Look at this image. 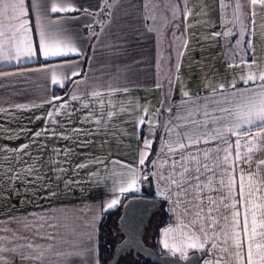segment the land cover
<instances>
[{
    "label": "crops",
    "instance_id": "obj_1",
    "mask_svg": "<svg viewBox=\"0 0 264 264\" xmlns=\"http://www.w3.org/2000/svg\"><path fill=\"white\" fill-rule=\"evenodd\" d=\"M70 2L77 10L53 13L52 3L59 7L60 0H42L40 16L50 44L67 42L76 51L43 56L37 14L32 0H26L30 31L23 39L31 41L35 54L19 60L0 55V74L12 73L0 75V248L15 249L0 251V264H101L100 225L105 214L121 206L129 194L160 196L163 191L152 173L167 174L171 162L180 159L168 152L166 142L175 141L177 132L200 135L230 127L241 113L239 93L264 83L246 84L241 79L264 70V6L259 3L244 2L247 13L238 24L236 0H177L185 6V34L176 33L170 46L165 42L160 49L161 32L150 27L145 0ZM53 71L57 83L52 82ZM74 71L79 74L72 76ZM94 91L101 95L93 97ZM37 131L40 136L34 135ZM225 136L231 143L236 140L230 132ZM145 139L152 141L148 154L154 150L156 162L147 180L145 165L139 164ZM205 139L185 152L202 155L226 146ZM252 155L254 160L264 158V151ZM247 167L240 163V168ZM130 168L136 170V187L143 193L119 191ZM233 176L241 227L246 211L250 230L255 217L254 252L264 253V248L255 249V244L264 245V187L254 192L248 205L247 196L240 195L239 169ZM226 192L201 194L216 199L219 209L212 213L214 222L206 224L209 239L233 219L232 207L224 206L232 202L221 199ZM160 197L168 201L171 220L158 230L157 244L162 253L180 257L162 241L180 247L198 227L192 224L195 209L184 203L192 196ZM113 199L118 203L108 208ZM204 205L207 208V200ZM241 237L246 256L247 238L243 232ZM193 253L206 255L202 264H213V258L236 264L221 250L187 249V258ZM22 254L35 258L21 259ZM254 259L264 264L258 255Z\"/></svg>",
    "mask_w": 264,
    "mask_h": 264
},
{
    "label": "snow or ice",
    "instance_id": "obj_2",
    "mask_svg": "<svg viewBox=\"0 0 264 264\" xmlns=\"http://www.w3.org/2000/svg\"><path fill=\"white\" fill-rule=\"evenodd\" d=\"M254 6L257 3L264 6V0H250ZM42 0H32L31 7L37 14L38 29L40 35V51L47 59L49 57L65 56L69 52L76 51L67 42L50 44V33L47 26L43 23V19L40 16ZM107 3V0H105ZM77 9L73 8L70 0H60V6L56 3H52L50 11L56 12H71ZM86 11V10H85ZM28 7H26V0H0V55H4L5 58H13L19 60L21 56L34 55L33 47L30 40L23 39L27 37L30 29L28 28L29 21L27 19ZM254 23V21H253ZM249 49H252L251 41L248 44ZM67 49V51L65 50ZM254 52V49H252ZM255 64V60L252 61ZM78 72H72V76L78 75ZM0 75H12V73H2ZM244 83L259 80L264 82V70H261L257 75L254 72H250L246 76H241ZM52 82L57 83V76L55 71L52 74ZM235 85L233 84V87ZM223 87V85H221ZM93 97L100 96L99 92H92ZM187 95V93H185ZM235 95V94H234ZM243 103L240 105L241 113L238 115L237 122L233 123L230 127L225 129H214L200 135L189 132H177V139L173 142L167 143L166 147L169 153L179 154V160H173L170 165V171L164 174L163 171L152 173L157 180V187L163 188V191L158 194L167 198L168 193H172L176 196H192V201L184 202L186 205H191V208L195 209L191 214L194 216L192 224L198 225L187 238L186 242L180 247H170L167 241H162L165 248L176 254L179 252L180 258L186 259L187 249H197L204 251L209 244V232L206 224L208 221L214 222L213 212L218 211L216 207L217 200L210 195L202 196V193L211 191L227 190L226 194L221 196L222 200L231 201V205L225 204V207L231 206L233 209V219L229 224L232 229V234L223 233L224 235V247L220 250L228 253L230 257L235 259L236 264H256L254 255L260 256V259L264 261V253L256 251L254 252V241L256 233V220L253 217L251 230L249 228L247 211L243 218V227H241V221L239 211L235 209L234 201V188L237 183V177L233 176V172L239 169V185L240 195L243 198L247 196L246 204L251 205V196L256 191H260L264 187V158L254 160L253 155L255 152L264 151V83L257 85V89H246L240 92ZM60 99L59 97H54ZM101 106L103 101L100 102ZM222 111L228 112V109H222ZM207 114V113H206ZM231 114V113H230ZM52 113H49L51 116ZM109 116L112 113H108ZM99 122V121H97ZM144 123L143 119L140 121ZM200 127V125H197ZM225 132H230L232 136L236 137L234 143L229 142L225 136ZM35 136H40L41 131L34 133ZM207 136L204 140L208 143L212 139L220 140L225 147L219 145L215 149L205 150L202 155L193 154L192 152H185V149L190 148L193 144H199L201 139ZM152 141L145 139L144 151L140 154L139 164L144 165L148 156V150L151 148ZM241 148L246 151H241ZM233 149H235V156H233ZM164 149H161L163 153ZM223 153V155H221ZM166 162V161H165ZM247 165V169L240 168V163ZM155 164L156 162L153 161ZM83 166V165H81ZM162 166V165H161ZM130 167V166H126ZM253 168L255 169L253 171ZM136 170L130 168L129 178L125 184H121L119 191L121 193L128 191H139L136 187L138 177L135 174ZM203 177V179H202ZM144 180L148 179V176L143 177ZM245 183H247L249 191L245 193ZM178 190V191H177ZM264 195V193H262ZM207 200V208H205L204 201ZM193 201L195 203H193ZM183 201H177L181 203ZM118 203L117 199L111 200L107 207L112 208ZM186 214L187 211H186ZM227 220V217H223ZM204 221L205 223H200ZM50 227H53L50 225ZM261 228L264 229V214L261 217ZM168 230H165L167 232ZM243 232L244 237L247 238V254H244L245 240L241 237ZM264 235V232L261 233ZM213 236L217 239L220 238L219 234L213 232ZM51 238V237H49ZM31 247V245H28ZM211 248H217L216 243L211 244ZM264 245L255 244V249H262ZM15 251V249L0 248V251ZM35 257H25L21 255V259H28ZM0 259H3L0 257ZM208 264V261H205ZM213 264H222V258H213ZM223 264H232L231 260H223Z\"/></svg>",
    "mask_w": 264,
    "mask_h": 264
},
{
    "label": "water",
    "instance_id": "obj_3",
    "mask_svg": "<svg viewBox=\"0 0 264 264\" xmlns=\"http://www.w3.org/2000/svg\"><path fill=\"white\" fill-rule=\"evenodd\" d=\"M163 201L154 196H129L117 219L121 239L116 244L111 260L107 264H119L128 255L144 257L154 264H202L204 255L191 254L186 259L170 254H161L146 242L153 219L162 212Z\"/></svg>",
    "mask_w": 264,
    "mask_h": 264
},
{
    "label": "rangeland",
    "instance_id": "obj_4",
    "mask_svg": "<svg viewBox=\"0 0 264 264\" xmlns=\"http://www.w3.org/2000/svg\"><path fill=\"white\" fill-rule=\"evenodd\" d=\"M236 1H237L238 24H240L242 20L244 19L243 16L247 13V8H248V7L247 8L244 7L243 3L250 2V0H243V3L240 0L239 1L236 0ZM145 5H146V14L148 16L150 27L153 28L156 31V33H157V30H158V33L161 32V35L159 36V40H161L160 49L164 48V46H167L166 45L167 43L165 42H168V45L170 46V44L173 41L172 38L173 36H175L176 33H179L180 36L181 35L184 36L185 34V27H184V21H183L184 19L181 16H183V14L186 11H185V6L183 4L178 3L177 0H145ZM153 6H155L154 11L156 15L152 13ZM158 25H160L161 28H158ZM150 153L148 154L147 158L150 156ZM144 165H146V163ZM145 175H147L148 177L150 176L149 173H145L144 176ZM143 192L144 191L141 188L140 191L136 194H140ZM152 196L159 198V199L162 198L160 197L161 195L160 196L156 195V192H153ZM164 201L166 202V206H168V201L166 199H164ZM157 222H158L157 217H155L152 227L149 229L147 238H146L149 243H150V238H152L153 233H154L153 232L154 225ZM224 226L225 227L216 228L215 233L219 234L220 238L217 239L215 236H213L212 238L209 239V244L206 246V249H205L207 252L214 253V251L215 252L219 251L221 249V241L224 240L223 233L225 232L228 234L232 233V229L229 227L228 223L225 224ZM212 243H216L217 248L215 249L211 248Z\"/></svg>",
    "mask_w": 264,
    "mask_h": 264
},
{
    "label": "trees",
    "instance_id": "obj_5",
    "mask_svg": "<svg viewBox=\"0 0 264 264\" xmlns=\"http://www.w3.org/2000/svg\"><path fill=\"white\" fill-rule=\"evenodd\" d=\"M154 150L151 151L150 156L147 158V162L146 165L144 166V168L142 169V173L143 175L145 173H151V166H152V159L154 158ZM135 194H129L127 197L129 196H133ZM137 196V195H135ZM143 196H147V195H143ZM126 199V200H127ZM125 200V201H126ZM125 201L121 204V206H119L117 209L112 210V211H108L103 220L101 221V225H100V260H101V264H107L112 257V254L114 252V249L116 247V244L118 243V241L121 239V236L118 234V229H117V219L119 218L121 212H122V206L125 203ZM162 212L159 214V216L157 217L158 222L155 223L154 228V235L152 236V238H150V243L147 241L146 242L148 244H150L151 246L155 247L161 254H164L160 251L159 249V245L157 244L158 241V236H159V232L158 230H160L162 227H164L167 223H169L170 219V212H169V208L168 206H166V202L163 201V207H162ZM154 222V219H153ZM147 238V236H146ZM206 256V255H204ZM119 264H154L152 262H150L149 260L145 259L144 257H134L132 254L123 257Z\"/></svg>",
    "mask_w": 264,
    "mask_h": 264
}]
</instances>
